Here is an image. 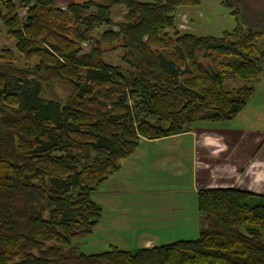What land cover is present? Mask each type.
Listing matches in <instances>:
<instances>
[{"label": "trees", "instance_id": "16d2710c", "mask_svg": "<svg viewBox=\"0 0 264 264\" xmlns=\"http://www.w3.org/2000/svg\"><path fill=\"white\" fill-rule=\"evenodd\" d=\"M199 3L83 0L61 10L52 0L1 1L25 62L0 53V264H264V196L237 189L197 191L194 240L91 254L77 246L102 216L93 192L141 140L231 121L253 95L224 84L228 73L247 81L264 72L255 46L264 0H220L230 31L180 35L177 10ZM114 7L124 10L118 23ZM114 42L123 54L111 66L101 44ZM50 83L67 95L45 99Z\"/></svg>", "mask_w": 264, "mask_h": 264}, {"label": "crops", "instance_id": "0c3cea01", "mask_svg": "<svg viewBox=\"0 0 264 264\" xmlns=\"http://www.w3.org/2000/svg\"><path fill=\"white\" fill-rule=\"evenodd\" d=\"M52 1L56 8L65 10L69 4L81 3L83 0ZM263 151L264 132L209 127L203 123L193 125L180 135L141 140L135 152L121 161L120 169L93 192L94 201L102 209V216L96 227L109 231V229L119 230L120 226L124 225H128L127 227L130 224L135 225V221H127L128 219L124 217L126 214H116L111 210L112 215L105 219L104 211L108 209L107 207H111L117 198H122L123 194L141 192V183L145 185L144 192H149L148 179L151 181L160 179L169 187L170 199L168 198L165 207L155 214L156 217L145 213L147 222L142 219L141 227L148 225L143 228L145 230L149 225H158V222L164 227H170V222L177 225L176 222L180 219L181 224L191 222L190 227L185 228L183 232L185 235H192L193 238H176L174 228L171 234L159 238L156 236L157 241L167 244L176 242V239H184L177 241L196 239L201 229L196 211L197 191L237 189L264 196V167H256V164H264ZM119 194L122 195L119 197ZM122 209L126 210V208ZM157 218L160 221L154 224V219ZM171 219L173 221H169ZM165 230L163 228V231ZM136 236L135 240L140 234ZM153 237L155 236L151 234L141 237L140 248L158 246L154 244Z\"/></svg>", "mask_w": 264, "mask_h": 264}, {"label": "rangeland", "instance_id": "374dc122", "mask_svg": "<svg viewBox=\"0 0 264 264\" xmlns=\"http://www.w3.org/2000/svg\"><path fill=\"white\" fill-rule=\"evenodd\" d=\"M1 1L2 0H0V10L2 11L3 8ZM11 1L16 5L20 0ZM140 1L148 2L149 0ZM199 1L200 3L198 6L181 7L177 10L175 14V28L177 33L180 35L189 33L196 36L219 37L222 32L230 31L234 27V21L229 14V10L220 6V0ZM23 10L24 9L20 8L17 10V15L20 19L23 17ZM123 13V8L114 7L111 11L113 22H120ZM113 30H116V28ZM101 31L102 30L99 32ZM93 37L97 38L98 34H94ZM15 44L16 42L14 38L9 36L3 23L0 21V53L3 50H7L9 52L11 51L14 54V66L20 68L24 65L25 60L20 54L17 53ZM255 46L258 52H264V38L256 41ZM81 47L83 52H88L90 49V45L87 43H82ZM101 49L104 51V62L111 66L120 65V57L123 54V50L119 47V43H102ZM261 69L264 70V65ZM224 86L227 91L231 92H234L236 89L242 87L253 88L254 93L236 118L217 125H207L209 127L228 128L233 130L264 132V72L260 73L257 79L247 81L234 78L230 73H228ZM66 95L67 91L59 84L50 83L44 86L43 97L45 99L54 96L58 97L59 99H63ZM256 165L258 168L264 167V164ZM142 179L145 182L144 177H142ZM159 180H154V182L148 179L147 190H149V192H144L145 185L144 183H141V192H129L123 194L122 198H117L114 204L111 207H107L108 209L104 211L105 219L112 215L110 214L111 211H114L116 214H126L124 217L128 219L127 221H135V225L130 224L129 227H127L128 225H124L120 226L119 230L109 229V231H105L96 227L90 237L80 240L77 243L79 251L85 254L100 253L107 251L110 248H117L118 250L122 251H134L140 249V239L141 237H145L146 234H151L159 238L165 234H171L172 229L174 228L176 229L174 231L176 238H193L191 237L192 235H185L183 232L185 228L190 227L191 222L181 224L179 223L180 219L177 221L176 217L175 220L177 222L175 220L174 221L177 223V225H174L172 222H170V227H164L160 222H158V225H149V227H147L145 230H143V228L148 225H143V227H141V220L147 219L145 213L152 215V217H156L155 214H158L160 209L165 207L167 199H170L171 192L169 191V187L163 183L164 181ZM151 185L152 187H149ZM150 188H153V190ZM120 195L122 194H119V197ZM122 208H126V210H123ZM178 218L180 217L178 216ZM183 218H185V216ZM105 219L102 224L103 227L105 226ZM148 219H150V217H148ZM154 220V224L157 223L156 221H160L159 218ZM145 221L147 222V220ZM169 221H173V219ZM146 222L144 224H146ZM163 223H165V221H163ZM107 228L110 227L107 226ZM163 228L166 230L163 231ZM139 234L140 236L138 237ZM135 235L138 237L136 240ZM155 237H153L155 241L154 244H158V246L161 245L163 241L159 242L157 241V237ZM177 240L184 239H176V241Z\"/></svg>", "mask_w": 264, "mask_h": 264}]
</instances>
